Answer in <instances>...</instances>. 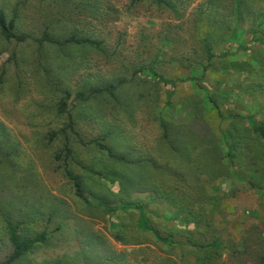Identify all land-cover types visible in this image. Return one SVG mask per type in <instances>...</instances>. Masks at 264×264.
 I'll return each mask as SVG.
<instances>
[{"label":"rangeland","instance_id":"1","mask_svg":"<svg viewBox=\"0 0 264 264\" xmlns=\"http://www.w3.org/2000/svg\"><path fill=\"white\" fill-rule=\"evenodd\" d=\"M0 264L8 224L49 233L16 264H264V0H0ZM209 52L214 58L209 60ZM169 80L165 87L150 68ZM2 75V76H1ZM126 81L116 100L78 94ZM67 112L58 113L64 93ZM220 113L234 116L224 120ZM70 133L88 207L55 156ZM252 118V119H251ZM162 122L167 129L162 128ZM51 132H58L52 144ZM233 146L232 153L228 147ZM141 206L161 240L138 228ZM218 242V246H216Z\"/></svg>","mask_w":264,"mask_h":264},{"label":"trees","instance_id":"2","mask_svg":"<svg viewBox=\"0 0 264 264\" xmlns=\"http://www.w3.org/2000/svg\"><path fill=\"white\" fill-rule=\"evenodd\" d=\"M17 12H14L13 16L9 18L5 10L0 7V36L3 38L6 42L15 41L16 43H26L29 40H33L36 43H38L40 46L44 44H51V45H57V46H68L72 44H78V45H88L91 47H94L96 49L101 48V43L97 42L95 40H80L76 37L72 36L70 38L59 40L55 37L51 36L48 32V29H46L41 38L39 39H32L27 34H19L16 32L17 27ZM263 44L264 45V39L257 36L256 34L253 36L252 40L249 42L248 45H237V51H243L246 52L250 49L251 46H254L255 44ZM209 54V60L211 61L214 56L211 52ZM150 71L154 74L155 77L159 79L161 83L165 85V87L174 86L176 84V81L169 80L165 78L163 75H159L155 70L154 67L150 68ZM2 76V75H1ZM126 81H120L118 84L115 85H108L103 88H95L93 89L90 94L85 95V93L78 94V99L82 101H88L91 99L94 95H105L108 96L114 100H116V92L119 87L122 86V84H125ZM70 93L65 92L64 97L59 102L58 107V113L64 114L67 112V102L70 99ZM222 118L224 120L232 119L234 116L230 115H224L220 113ZM69 124L66 128H63L59 133L65 135V142L64 146L61 149L60 152H58L55 156V161L57 163L63 162L59 165L63 169L62 172H64L65 176L72 181L75 184L76 188V194L78 197H81L82 201L88 206V207H100L103 208L108 214H113L115 211L114 208L110 207L109 205L105 203H99L98 205H93L90 201V199L84 194V190L82 189L78 177L72 172L71 168L69 167L70 162H73L75 160L74 151L70 145V134L68 130H70V133L76 136L78 141L83 146L87 145H95L99 150L106 152L108 157L121 162L125 164H132L128 160H126L125 157L119 156L114 153V151L107 146L103 141L106 139L104 138H98L95 140H92L91 142L86 143L80 136V134L75 130L74 123L72 120V117L70 116ZM252 119V118H251ZM257 123V122H256ZM254 124L253 131L255 134H257L262 140H264V124ZM162 128L164 130L167 129L166 124L162 122ZM58 132H51L49 136V142L50 144L53 143L55 137L59 134ZM234 147L230 146L228 147L229 153L231 154ZM136 210L139 212V218H138V228L144 232H150L154 234L159 240H161L159 236V232L157 228L151 224L150 218H149V212L144 210L141 206L137 207ZM8 240L10 242V245L12 246V251L2 264H16L17 262L21 261L24 257L32 253L38 246L45 245L49 238V233L47 231H43L41 234L31 237V236H25L21 232V224H8V230H7ZM216 246H218V242H216Z\"/></svg>","mask_w":264,"mask_h":264}]
</instances>
